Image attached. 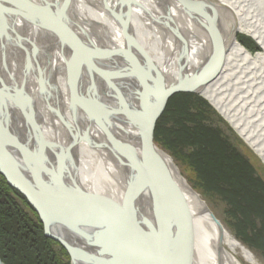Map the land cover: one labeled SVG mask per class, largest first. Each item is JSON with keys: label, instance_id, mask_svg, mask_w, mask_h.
Returning a JSON list of instances; mask_svg holds the SVG:
<instances>
[{"label": "bare ground", "instance_id": "1", "mask_svg": "<svg viewBox=\"0 0 264 264\" xmlns=\"http://www.w3.org/2000/svg\"><path fill=\"white\" fill-rule=\"evenodd\" d=\"M178 1L0 0V152L23 169H32L35 195L57 202L60 210L54 217L64 223L49 221L50 235L73 246L76 241L79 251L91 256L74 264H148L145 244L149 247L151 239L145 219L164 244L159 264H240L236 251L243 260L256 261L221 222H215L154 140L164 110L154 121L152 141L156 159L175 189L174 198L183 206L182 231L180 225L176 231L167 227L168 209H154L162 199L145 185L134 199L139 204L134 211L145 218L130 231L93 212L72 188L76 184L93 191L109 207L110 202L122 204L127 183H135L125 166L128 139L138 136L136 127L143 122L146 105L151 110L158 103L157 95L152 96L153 69L162 72L166 83H178L192 70L209 71L221 49L222 65L199 88L201 95L196 94L210 102L264 162V0H190L196 8L190 15ZM196 11L201 14L194 19ZM209 15L217 23L208 21ZM128 36L136 43L129 55ZM240 37L252 40L257 49L250 50ZM138 47L151 65H145ZM95 71L114 72L112 80L125 92L113 94ZM124 95H131L130 101ZM127 101L136 104L137 113L124 111ZM129 113L134 127L124 122ZM122 119L126 134L118 122ZM44 138L59 146L58 155L41 146ZM49 166L64 176H47L43 170ZM135 226L142 228L141 243Z\"/></svg>", "mask_w": 264, "mask_h": 264}, {"label": "water", "instance_id": "2", "mask_svg": "<svg viewBox=\"0 0 264 264\" xmlns=\"http://www.w3.org/2000/svg\"><path fill=\"white\" fill-rule=\"evenodd\" d=\"M178 2L180 3V6L183 7V9L189 15H190L189 10H196L194 4L190 0H179ZM199 12L200 11H196V13L193 16L194 19L197 18V14ZM211 19L214 21L213 23H217L214 20V18L209 15L207 20L211 22ZM125 42L127 43V48L125 47L126 48L125 53L129 55L128 54L129 49H130L129 47H131L132 45H136V43L132 36H128L127 38H125ZM222 51L223 50L221 49L220 52L218 53L219 56L217 57L218 60L216 59V63L212 62L210 65L207 64L209 66V71L205 72L207 68L204 69L205 73L192 70L193 71L192 74L185 73L184 79L178 83H175V82H173L174 84L166 83L162 72L160 70H159L160 72L159 71L155 72L153 69L154 78H152L151 82L154 86L152 87L153 89L152 96L154 94L157 95L158 98L157 97L156 98L158 100V103L157 105H155V107H151L152 108L151 110H148V106L146 105V107L143 109L144 114L141 115L143 122L140 126L136 127L138 136L135 137L133 141L128 139L130 143L128 145V150H127L128 156L126 157L125 166L134 175L135 181L133 182L135 183L132 184V181L131 182L129 181L127 183V189H125V191L123 192L124 193L123 203L119 205L118 204L115 205V203L110 202L112 204V207L111 206L109 207L108 202H106L103 198L99 197L93 191L86 190V189L82 190V188H80L76 184L72 185L73 190H75V192H78V196L82 197L80 199L84 200L87 203V206L93 210V212H96L102 216H107L111 221H113L114 226H117L118 228L122 227L121 228L122 230H125V231H130L131 229L133 230L134 224H137V222H141V220L145 218L139 213L136 214V212L134 211L136 207L139 205L137 201L134 200L136 198L135 196L139 195L138 191L140 189L143 190V187L145 185V188L149 187L150 189H155L157 193L160 195L158 196V198L160 197L162 199L161 204H158V203L155 205L153 204L154 209L159 211L160 213L163 212L164 208L168 209L170 213V217L168 221L166 222L167 227L169 226V228L176 231V228H178V225H180V229L182 231L183 222L181 221L182 217L179 216V213L183 210V206L179 202L178 203L176 202L174 198V195L176 193L175 189L172 188L173 187L172 183H170L167 174L163 171V169L160 166L159 161L156 159V151H155L156 146L154 142L152 141L154 121L158 117V115L164 110V106L167 104L169 98L172 95L176 93H183V92L199 93L198 92L199 88L203 84L209 82L212 76L215 75L218 68L222 65V62H223L222 61V56H223ZM137 53H139L145 65H151L148 57L146 56L145 52L142 49L139 48ZM67 59L69 58L67 57ZM67 59L65 58L64 63L66 65V68L69 69L71 68L70 67L71 64L69 60ZM95 72H96L95 77L97 78V80L105 88L110 90L113 94L125 92L122 90L121 86H118V84H116L112 80V78L114 77L111 75V73H114V72H107V71L101 72V73H99L98 71H95ZM180 75L181 74H179V76ZM78 78L79 79L82 78L80 71L78 74ZM106 78H110L111 80H107ZM69 79H70V75H69V78H67L66 72H65L66 86L72 90L71 87L73 86L70 87ZM72 92L73 90L71 91V94ZM14 94H17V92H15ZM28 96L29 95L26 93V98L28 100H31L30 99L31 97H28ZM123 98L129 99L130 101L131 95H126V96L124 95ZM129 101L126 102L127 105L125 106L126 108L124 111H128L130 113L131 112L137 113L136 104L131 105L128 103ZM153 101L154 100L152 99V102ZM130 113L124 114L125 121L124 119L118 120V122L121 124L122 134L124 130H126V128L122 126L124 122L130 123V125L133 126L131 124L132 119H131ZM124 133L126 134V132ZM14 136H15V139L17 140L20 139L17 133H14ZM126 137L128 138L127 135ZM43 141H44V144H41V146H46L47 148L49 147L51 150H53L58 155L57 147L59 146L57 147L53 146L52 145L53 143L47 142L45 138ZM138 144L140 145L138 146ZM10 146L12 147V145ZM138 149H140L142 152L140 156L137 155ZM0 153H1L0 155V174L5 178L9 186L17 190L19 193H21L26 198L28 203L31 205V207L33 208V210L36 212L39 219L41 220V223L43 224L44 235L57 241L68 251L72 264H74L75 260H78L80 258H85V259L91 258L88 252L79 251V248L76 247L78 246L76 241L74 242V246H73V244L70 245L68 242H65V240L60 237H55L53 235H50L51 231L48 230L49 221H51L52 219H56L57 222L62 221L54 217L57 211L60 210V208L56 204L57 202L54 204V202L51 199L43 195H35L33 192V188H35L34 186L35 176L32 173V169L29 167H25L23 169L22 165L21 167L20 165L15 164V161L12 158H8L5 155V152L4 153L0 152ZM47 162L49 163L48 159L46 160V163ZM43 172L46 175L49 174L47 175L49 177L58 176V178H61V176H64V175H61L60 172L56 171L55 168L52 169L51 167L48 168L47 170H43ZM156 201H157V197H156ZM113 207L121 208V211L114 210ZM115 212L121 215L119 219L116 216L117 214ZM145 220L147 223L146 224L147 233L149 234V238L151 239V244L149 245V247H147V244H145L146 249L148 248L146 252V255L148 256L147 261H148V264H154L155 262H156L155 264H159L158 256L160 254H163L164 244H162V240L159 241V238H158L159 236L157 235V232H155V229L153 228L154 226H152L149 220L147 219ZM215 222L218 223L216 220ZM59 223H64V222H59ZM136 229L139 232L138 238L140 239V243H141L142 242V228L136 227ZM158 248H161L162 250L161 249L158 250ZM154 256L156 260H153ZM0 264H4L1 259H0Z\"/></svg>", "mask_w": 264, "mask_h": 264}, {"label": "trees", "instance_id": "3", "mask_svg": "<svg viewBox=\"0 0 264 264\" xmlns=\"http://www.w3.org/2000/svg\"><path fill=\"white\" fill-rule=\"evenodd\" d=\"M240 40L250 50L257 49L254 42L249 38L240 37ZM194 98L202 107L201 114H203V111L212 112L207 101L200 96L192 93L176 94L170 98L163 114L156 123L154 137L156 139V135L162 133L166 135L165 139L190 140L195 134L200 139V143L197 145L200 152L197 151L196 159L193 161L194 165L197 164L196 166H198L196 172L198 180L200 179L206 186L218 192L229 204L234 205L236 213L242 217L244 223L243 225L239 222V233L242 236L244 235L245 242L260 250L264 255V236L262 240L256 237L259 236L257 233L263 231L255 228L251 234H247V229L252 227V222L247 217L248 209L243 205L240 210L238 209L240 200L243 203V199L247 200L250 192L254 195L255 192L258 193V190H264V185L260 178L254 177V169L245 156L231 150L230 156L227 157L228 161L223 163V151H230V148H234H229L226 136L220 127H213L208 124L211 117L216 114H209L206 118L204 115L190 112L189 106ZM177 114H182L180 118H183V121L175 119L176 126L179 129L172 131L165 125L169 121V116L174 115L175 118ZM184 124L187 126H184ZM225 185L229 186L227 190L222 189ZM248 207L250 206L248 205ZM260 228L264 229V226ZM54 246H57L62 254V258L59 260L52 252ZM38 255L48 261L44 263L41 261V264H69L68 255L64 253L63 248L44 236L41 222L27 200L19 192L9 187L4 178L1 177L0 258L5 264H26V262L27 264H40ZM53 256L55 258H52Z\"/></svg>", "mask_w": 264, "mask_h": 264}, {"label": "rangeland", "instance_id": "4", "mask_svg": "<svg viewBox=\"0 0 264 264\" xmlns=\"http://www.w3.org/2000/svg\"><path fill=\"white\" fill-rule=\"evenodd\" d=\"M7 79L9 78L7 77ZM176 94H180V93H176ZM192 94H195V93H192ZM207 103L209 104L211 108V111H212L211 113H208L207 111H203V114H201L200 112H202V107L198 104L195 98L192 99V102L190 103V106H189L190 112H196L195 114L204 115V117L206 118H208L209 114H216L211 117V119L209 120L210 122L208 121V124H210L213 127H220L223 134L226 136V140L228 142L229 148L230 147L234 148V149L230 148V151L229 150L223 151L224 153L222 154L223 159H224L223 163L228 161L227 157L230 156L231 150L235 153L245 156L250 166L254 169V177L260 178L262 184L264 185V162L261 159V157L250 146H248V144L244 141V139L238 133L234 131V128L232 127L231 124L229 125L227 124V122L224 121L225 118L218 112V110L210 102L207 101ZM173 116L174 115H172L171 117L169 116V121H167L165 126L168 127L172 131L173 130L176 131L179 128H177L176 126L177 122L175 119L182 120L183 118H180L182 114H177L175 118ZM185 119H188V118H185ZM184 126H187V125L184 124ZM165 136L166 135L159 133V135H156V139L154 137V140L164 149V151L172 159L174 165L178 168L180 175L184 178L186 183L206 203L210 212L212 213L213 218L218 223L221 222L225 226V228L228 230V232L231 235H233L235 239L240 241L246 248H248L253 253L256 261L255 263H252V264H264V255L262 254V252L254 248L247 242H245L246 240H244V237H243L244 235L242 236V234L239 233V229H240L239 222L242 223L243 225L244 223L242 221V217L238 213H236L234 205L229 204L226 201V199L222 197L218 192L213 191V189L206 186V184H204V182H202L200 179L198 180L197 173H196L198 171V166H196L197 164L194 165L193 161L196 159L197 151L199 150L200 152L199 147H197L198 143H200L199 142L200 139L195 134H194V137H191L192 139L190 140H187V139L186 140L185 139L175 140L173 138L165 139ZM206 151L208 152V150ZM228 188H229L228 185H225L224 187H222L223 190H227ZM258 196L260 198L259 200H258ZM247 197H248L247 200L243 199V203L240 200L239 202L240 207L238 208L240 210L241 206L243 205V207H246L248 209L247 217L250 218L252 222L251 223L252 227L251 228L247 227L248 233L247 232L246 233L251 234V232H253L255 228H259V230L263 232L257 233V235L259 236H256V237L261 238L262 240L263 239L262 237L264 236V229L260 227L264 226V190L262 191L258 190V193L255 192L254 195H252L250 192ZM15 198H17L20 202H22L18 197L15 196ZM248 205L250 207H248ZM52 249H53L52 252L58 258V260L61 259L62 254L60 250H58V247L54 246L52 247ZM233 255L240 262V264H251L243 260L237 251L233 252ZM38 256L40 257V260H39L40 264L42 262L43 263L48 262L47 260H45L46 258L42 259L41 255H38ZM55 256H53L52 258H55ZM28 257L30 258L29 255ZM68 262H71L69 258H68Z\"/></svg>", "mask_w": 264, "mask_h": 264}]
</instances>
